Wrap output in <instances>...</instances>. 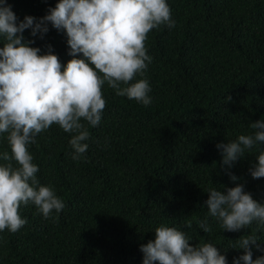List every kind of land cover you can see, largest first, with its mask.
<instances>
[{
    "label": "trees",
    "instance_id": "16d2710c",
    "mask_svg": "<svg viewBox=\"0 0 264 264\" xmlns=\"http://www.w3.org/2000/svg\"><path fill=\"white\" fill-rule=\"evenodd\" d=\"M57 2L8 0L18 21L39 19ZM167 3L175 26L148 34L152 60L133 81L148 80L151 103L117 96L106 82L99 125L82 121L90 135L79 160L72 158L73 134L58 125L36 136L29 151L37 179L52 186L65 207L45 219L35 205H21L27 222L15 233L0 232V264H143L141 245L154 240L162 224L185 232L193 245L213 243L228 264L243 254L232 248L243 235H256L264 249V226L223 230L205 203L209 188L236 184L264 203V178L253 179L249 171L264 143L231 168L217 148L264 120V0ZM24 36L42 53L52 45L64 65L73 58L66 33L51 24L43 39L33 38L31 29ZM7 135L0 133V153H11ZM230 173L239 179L232 181ZM261 255L253 246V259Z\"/></svg>",
    "mask_w": 264,
    "mask_h": 264
},
{
    "label": "clouds",
    "instance_id": "9594fccd",
    "mask_svg": "<svg viewBox=\"0 0 264 264\" xmlns=\"http://www.w3.org/2000/svg\"><path fill=\"white\" fill-rule=\"evenodd\" d=\"M49 24L66 33L73 57L66 65L52 45L42 53L33 46L34 39L24 36L31 29L33 38L39 35L43 39ZM161 25L175 26L167 0H58L43 17L25 16L20 21L8 0H0V133L8 134L11 149L10 154L0 153V161L7 162L0 163V232L15 233L26 224L21 205H35L45 219L53 210L59 213L65 207L54 188L37 179L39 167L33 163L29 145L38 134L53 124L72 133V158L79 160L88 148L83 142L90 135L82 121L99 125L106 107L102 91L106 82L117 96L145 106L151 103L148 80L133 81L151 63L146 41ZM250 128L253 133L217 145L223 165L231 168L255 145L264 143V120L252 122ZM257 160L249 169L253 179L264 178V152ZM230 179L239 178L230 173ZM207 193L208 213L221 229L237 232L253 222L264 226V203L256 201L243 184L226 191L209 188ZM186 227H192L191 221ZM199 227L206 234L212 231L205 222ZM191 239L175 227L160 225L155 239L141 245L143 264H228L213 243L193 245ZM253 246L264 251L256 235L241 236L232 248L242 249L243 254L233 264H264V255L253 259Z\"/></svg>",
    "mask_w": 264,
    "mask_h": 264
}]
</instances>
